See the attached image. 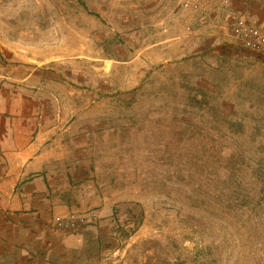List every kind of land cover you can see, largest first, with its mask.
<instances>
[{
    "label": "rangeland",
    "instance_id": "1",
    "mask_svg": "<svg viewBox=\"0 0 264 264\" xmlns=\"http://www.w3.org/2000/svg\"><path fill=\"white\" fill-rule=\"evenodd\" d=\"M155 1L0 0V65L70 81L124 259L264 264L263 65L237 63L248 48L200 21L204 0Z\"/></svg>",
    "mask_w": 264,
    "mask_h": 264
},
{
    "label": "crops",
    "instance_id": "2",
    "mask_svg": "<svg viewBox=\"0 0 264 264\" xmlns=\"http://www.w3.org/2000/svg\"><path fill=\"white\" fill-rule=\"evenodd\" d=\"M202 11L201 22H222L233 36L238 22L264 24V0H204ZM187 16L170 20L200 23ZM238 53L237 63L257 60L264 69V53ZM0 66V264H140L112 242L116 204L95 191L94 165L82 148L94 131L67 111L70 81L48 66L17 74ZM93 207L98 224L74 233L56 228L70 211Z\"/></svg>",
    "mask_w": 264,
    "mask_h": 264
},
{
    "label": "built area",
    "instance_id": "3",
    "mask_svg": "<svg viewBox=\"0 0 264 264\" xmlns=\"http://www.w3.org/2000/svg\"><path fill=\"white\" fill-rule=\"evenodd\" d=\"M186 7L198 8V2L186 1ZM233 34L243 47L255 52L264 53V24L238 22L232 28ZM96 217V213L89 214L69 213L56 222V226L66 231L77 232L89 225ZM108 264H120L117 259H113Z\"/></svg>",
    "mask_w": 264,
    "mask_h": 264
}]
</instances>
